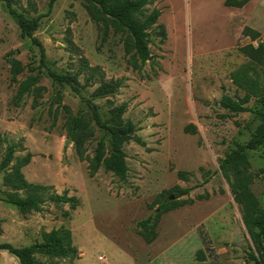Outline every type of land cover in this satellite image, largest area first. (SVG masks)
Wrapping results in <instances>:
<instances>
[{
	"label": "rangeland",
	"instance_id": "374dc122",
	"mask_svg": "<svg viewBox=\"0 0 264 264\" xmlns=\"http://www.w3.org/2000/svg\"><path fill=\"white\" fill-rule=\"evenodd\" d=\"M151 1L145 14L154 9L161 14L149 32L151 59L139 70L124 54L120 35L110 31L105 36L82 0H59L50 12L49 0H15L14 9L27 20L41 17L33 36L43 46V65L39 49L21 38L16 19L0 3V138L6 140L0 142V161L13 145L9 172L29 154V164L20 171L26 182L49 188L47 197L66 194L78 203L72 211L69 205L46 202L39 213L22 215L4 202L10 190L2 173L0 245L23 248L41 242L42 233L65 228L78 250L79 260L71 264H193L198 250L206 263L255 264L251 254L264 259L262 238L246 231L220 170L225 155L264 124L256 114L263 108L252 99L248 106L255 112L235 115L219 104L223 96L238 100L244 95L231 75L248 63L241 47L264 43V0H251L241 9L226 8L225 0ZM245 27L260 33L258 41L243 36ZM10 56L25 67L16 82ZM83 60L100 69L106 82H121L113 96L93 97L99 83L88 80V72L78 77L79 95L50 79L48 71L75 74ZM29 77L36 79L38 94L17 100L19 84ZM86 101L98 107L104 122L114 108L127 106L122 121L134 126L143 144L124 145L128 172L123 182L102 167L90 176L97 143L103 140L108 154L110 142L94 124ZM74 118L85 134L81 148L68 137ZM245 155L255 175L251 192L264 211V144ZM183 190L188 194L175 199ZM166 202L176 206L160 213ZM149 216L156 238L146 244L138 223ZM0 264L19 263L0 250Z\"/></svg>",
	"mask_w": 264,
	"mask_h": 264
},
{
	"label": "trees",
	"instance_id": "16d2710c",
	"mask_svg": "<svg viewBox=\"0 0 264 264\" xmlns=\"http://www.w3.org/2000/svg\"><path fill=\"white\" fill-rule=\"evenodd\" d=\"M59 0H49L48 9L51 11L53 5ZM84 8L91 20L98 25L100 30L106 36L110 31L113 34L120 35L123 43L124 54L129 57L131 66L139 70L150 61L149 51L150 35L160 17L159 10H152L145 14V7L151 5V0H82ZM251 0H225L226 8L241 9ZM4 3L9 14L16 19L20 29L21 38L29 39L33 45L39 49L41 65L44 64L45 52L41 43L33 36L39 28L40 16L33 20H27L23 14L14 9L15 0H0ZM48 12V13H49ZM243 36L251 40L258 41L260 33L249 27L243 30ZM164 37V32L161 33ZM239 52L248 63L232 73V83L244 93L243 97L233 100L229 96H223L220 100V106L231 114H243L255 112L248 106L252 99L262 106L263 111L258 114L264 120V43L259 42L257 46L248 44L239 49ZM12 81L16 82L18 75L24 72L25 67L12 56L8 58ZM88 72V80L98 78L99 87L94 91L93 97L107 98L113 96L121 86L119 81L106 82L98 68H91L87 61H81L78 71L71 74H57L48 71L50 79L59 85L68 86L75 95L80 94L78 77ZM39 88L36 87V79L29 77L21 82L18 86L17 100H20L25 94H38ZM56 103L59 105L61 97H56ZM88 108L91 110V117L94 124L109 137L110 150L108 154L105 151L103 140L97 143L95 154L89 160L90 176H94L102 167L105 172L111 173L120 181L127 178L128 167L126 165V154L123 151L124 145L129 142H135L142 145V141L135 135L134 126L131 123L124 124L122 116L127 106L125 104L114 108L111 111V117L104 122L99 114L98 107L90 101H86ZM65 108V107H64ZM68 110V109H66ZM191 130L186 128L185 131ZM190 132H194L192 129ZM68 137L75 140L78 148L82 147L85 134L82 132V122L79 118L70 121L68 128ZM0 138V142H5ZM264 144V124L257 127L255 134L245 145H236L235 150L227 153L223 160L220 161V170L228 182L230 192L235 202L239 205L242 212V222L246 231L255 237V232L262 238L264 244V211L260 208L258 199L251 192L250 186L255 175L249 172V162L245 155L246 151H255ZM16 148L13 145L6 147L5 154L0 161V175L3 176V186L10 190L6 194L4 202L14 206L22 214L39 213L41 206L50 202L55 206L69 205L70 210L74 211L78 203L74 197H68L66 194H50L47 197L49 188L32 185L26 182L21 169L27 166L31 156L28 154L24 158L17 160L12 171L8 167L14 160ZM188 190L179 191L175 199L188 194ZM176 203L166 202L159 206V212L172 210ZM67 213H64V217ZM158 217V215H156ZM153 216L138 223L140 236L143 237L146 244H151L155 238ZM0 250L8 252L19 264H44L41 263L37 256L47 257L51 260H61L69 264L79 260L78 250L72 242V234L65 228L51 230L48 233L41 234V242H37L23 248H15L10 244L0 245ZM259 254V253H258ZM205 253L198 250L195 253V263L193 264H222L219 262H205ZM250 260L255 264H264V259L250 255Z\"/></svg>",
	"mask_w": 264,
	"mask_h": 264
},
{
	"label": "crops",
	"instance_id": "0c3cea01",
	"mask_svg": "<svg viewBox=\"0 0 264 264\" xmlns=\"http://www.w3.org/2000/svg\"><path fill=\"white\" fill-rule=\"evenodd\" d=\"M120 251V250H119ZM120 253H122V251L120 252ZM131 259L133 260V258L131 257ZM132 262V261H131ZM153 264V263H152Z\"/></svg>",
	"mask_w": 264,
	"mask_h": 264
},
{
	"label": "water",
	"instance_id": "95a60500",
	"mask_svg": "<svg viewBox=\"0 0 264 264\" xmlns=\"http://www.w3.org/2000/svg\"><path fill=\"white\" fill-rule=\"evenodd\" d=\"M173 198L171 197L170 200H172Z\"/></svg>",
	"mask_w": 264,
	"mask_h": 264
}]
</instances>
